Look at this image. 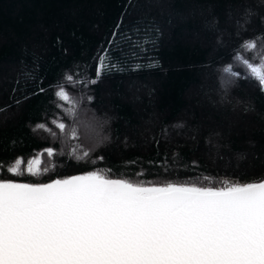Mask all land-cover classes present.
Listing matches in <instances>:
<instances>
[{
	"label": "trees",
	"instance_id": "obj_1",
	"mask_svg": "<svg viewBox=\"0 0 264 264\" xmlns=\"http://www.w3.org/2000/svg\"><path fill=\"white\" fill-rule=\"evenodd\" d=\"M260 35L264 0H0V176L46 182L99 170L215 186L264 178V93L241 62H264V42L243 48ZM98 57L105 69L92 84ZM83 115L100 121L110 144L89 142ZM61 122L77 136L61 134ZM17 159L21 176L7 172Z\"/></svg>",
	"mask_w": 264,
	"mask_h": 264
},
{
	"label": "snow or ice",
	"instance_id": "obj_2",
	"mask_svg": "<svg viewBox=\"0 0 264 264\" xmlns=\"http://www.w3.org/2000/svg\"><path fill=\"white\" fill-rule=\"evenodd\" d=\"M257 40L264 35L243 48L256 51ZM98 60L92 84L105 69V57ZM241 62L264 93V62ZM58 87L55 95L67 102ZM56 128L77 136L63 122ZM22 163L7 172L23 175ZM37 168L32 161L27 173L36 176ZM218 183L157 184L99 170L46 182L0 176V264H264V178Z\"/></svg>",
	"mask_w": 264,
	"mask_h": 264
},
{
	"label": "rangeland",
	"instance_id": "obj_3",
	"mask_svg": "<svg viewBox=\"0 0 264 264\" xmlns=\"http://www.w3.org/2000/svg\"><path fill=\"white\" fill-rule=\"evenodd\" d=\"M260 4L261 3H259V5ZM241 18L244 21L246 20V18L244 16H241ZM218 81H219L218 84H219L222 92H224V93L226 91L227 86L231 87V85L229 84V82L227 80L226 81L225 80H222V81L218 80ZM83 117H85V119H83V121L81 122V129L83 130V134L88 138L89 142H91L95 146L97 145L98 147L108 145L111 143V141H109L106 133H104L105 129H102V127L104 128V126L100 125L101 123L99 120H95V119L87 120L88 119L87 116L83 115ZM235 158L236 157H234V160H232L233 162L230 164L234 165L235 163H238L237 159H235Z\"/></svg>",
	"mask_w": 264,
	"mask_h": 264
}]
</instances>
